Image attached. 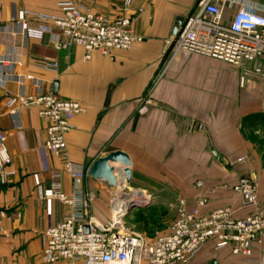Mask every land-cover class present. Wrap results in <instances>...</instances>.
Segmentation results:
<instances>
[{
  "label": "crops",
  "instance_id": "crops-1",
  "mask_svg": "<svg viewBox=\"0 0 264 264\" xmlns=\"http://www.w3.org/2000/svg\"><path fill=\"white\" fill-rule=\"evenodd\" d=\"M64 1L0 0V56L6 64L0 65L6 80L0 86V129L7 134L15 170L0 182V264H68L45 263L41 258L45 227L70 212L67 204L56 199L48 204L42 197V189L51 185L41 155L47 120L39 115V106L12 112L8 104L7 91L34 93L35 82L47 93L54 92L57 81L54 93L84 107L65 136L70 161L89 168L98 157L120 150L131 161V179L123 188H138L135 191L142 195L144 191L149 203L183 199L193 205L205 193L204 212L224 205H231L236 217L255 211L242 207L231 191L208 190L245 177L254 181L259 194L264 193V81L253 78V68L264 59L236 67L193 51L171 54L165 39L172 35L176 18H185L196 0H133L127 14L142 41L115 50L111 58L93 50L85 59L86 51L77 45L56 49L51 34L28 36L15 21L20 10L60 14ZM72 1L111 20L123 14V0ZM26 19L37 22L30 14ZM45 57L56 66H39L37 61ZM27 74L33 79H21ZM46 158L50 168L61 170L67 195L78 185L89 197V214L98 221L109 218L113 187L88 173L75 182L59 158L50 154ZM122 169L116 172L119 178ZM35 172L39 187L32 178ZM198 181L203 183L201 189ZM17 211L20 218L14 216ZM260 253L257 247L253 259H245L233 254L229 245L216 248L209 240L190 264H256Z\"/></svg>",
  "mask_w": 264,
  "mask_h": 264
},
{
  "label": "built area",
  "instance_id": "built-area-1",
  "mask_svg": "<svg viewBox=\"0 0 264 264\" xmlns=\"http://www.w3.org/2000/svg\"><path fill=\"white\" fill-rule=\"evenodd\" d=\"M132 3L133 0H123V14L114 20L66 0L60 14L42 16L20 10L15 21L28 36L51 34L56 49L77 45L86 51L85 59L93 50L111 58L115 50H127L142 41L127 14ZM228 10L232 12L228 14ZM27 14L36 17L37 22H29ZM165 44L171 54L180 50L193 51L236 67L258 58L264 59V3L261 0H196L193 10L184 18L176 34L165 39ZM37 62L44 68L56 66V62L48 57ZM0 65H6L1 56ZM253 70L262 72L260 67ZM23 78L33 79L29 74ZM243 82L244 76L241 75L240 84ZM5 83L0 71V86L4 87ZM34 85V93L7 91L8 104L13 107L12 112L20 107L39 106V115L47 120L46 138L41 147L43 168L51 173V185L42 189V197L48 204L56 199L70 207L68 214L49 223L43 231L41 258L45 263L190 264L201 247L214 240L216 248L229 245L233 254L245 259H253L254 250L261 247L260 256L254 261L264 264V193L259 194L254 181L245 177L232 183L219 182L208 190L209 193L231 191L239 198L242 207L256 208L242 217L234 215L235 209L231 205L202 211L208 203V196L200 193L193 205L179 200L172 224L165 232L149 238L124 227L122 219L129 210V203L118 202L119 196L113 187L109 218L105 221L95 219L89 214L88 195L78 185L74 186L72 195H67L61 186V170L50 168L46 158L47 154L59 158L63 169L75 182L88 173L89 168L70 161L65 153V136L72 127L71 121L84 111V107L79 101L63 99L52 91L43 93L39 82ZM6 140V132L0 129L1 183L15 174ZM32 178L39 187V173H33ZM196 185L201 189L203 183L198 181ZM149 201L150 196L143 191L135 203ZM14 216L20 218V212H15Z\"/></svg>",
  "mask_w": 264,
  "mask_h": 264
},
{
  "label": "rangeland",
  "instance_id": "rangeland-1",
  "mask_svg": "<svg viewBox=\"0 0 264 264\" xmlns=\"http://www.w3.org/2000/svg\"><path fill=\"white\" fill-rule=\"evenodd\" d=\"M258 67L261 68L262 72H255L256 74L253 78H259L264 81L263 60L259 63ZM123 191L126 194L124 198H126L129 192H133L135 189L132 188L131 190L129 188H123L122 191L120 190L118 193L123 195ZM178 204V201L167 203L155 201L141 204L143 206L132 207L131 210H128L129 212H127V214L123 217V225L130 231H136L146 237L152 238L159 233L165 232V230H167L172 224L177 215Z\"/></svg>",
  "mask_w": 264,
  "mask_h": 264
},
{
  "label": "water",
  "instance_id": "water-1",
  "mask_svg": "<svg viewBox=\"0 0 264 264\" xmlns=\"http://www.w3.org/2000/svg\"><path fill=\"white\" fill-rule=\"evenodd\" d=\"M184 18L179 16L176 18V21L172 27L171 34H176L178 28L182 24ZM57 90V81H54L53 91ZM110 162H119L124 167L120 172V175L125 178V182L128 184L131 179V161L129 156L120 150H115L109 152L107 155L98 157L89 167L88 174L93 177L99 179L105 185L109 187H116L119 184L117 173L114 168L110 166ZM135 206H143L141 204L130 202L128 204V209H131ZM85 231H87V226H85Z\"/></svg>",
  "mask_w": 264,
  "mask_h": 264
},
{
  "label": "bare ground",
  "instance_id": "bare-ground-1",
  "mask_svg": "<svg viewBox=\"0 0 264 264\" xmlns=\"http://www.w3.org/2000/svg\"><path fill=\"white\" fill-rule=\"evenodd\" d=\"M110 166L112 167V168H114V170H115V172H117V171H119V169H122L124 166L121 164V163H119V162H110ZM122 171V170H121ZM118 177V176H117ZM118 181H119V184L116 186V188L118 187V191L120 192V190L122 191V187L125 185V184H127L126 182H125V178L124 177H122L121 176V178H119L118 177ZM122 188V189H121ZM116 191V190H115ZM116 194L119 196V198H117L118 199V202L120 201H125V202H128V203H130V202H137L138 201V198L142 195V194H140V193H138L137 191H133V192H129V194H128V196L126 197V198H124L125 197V193H124V191H123V195H120L118 192H116ZM115 218H117V217H115ZM117 221H119V220H117Z\"/></svg>",
  "mask_w": 264,
  "mask_h": 264
}]
</instances>
